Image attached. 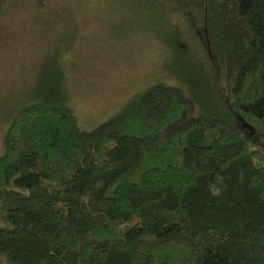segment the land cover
Wrapping results in <instances>:
<instances>
[{
	"label": "trees",
	"instance_id": "trees-1",
	"mask_svg": "<svg viewBox=\"0 0 264 264\" xmlns=\"http://www.w3.org/2000/svg\"><path fill=\"white\" fill-rule=\"evenodd\" d=\"M138 3L167 72L90 127L62 61L13 106L0 264H264V0Z\"/></svg>",
	"mask_w": 264,
	"mask_h": 264
},
{
	"label": "rangeland",
	"instance_id": "rangeland-1",
	"mask_svg": "<svg viewBox=\"0 0 264 264\" xmlns=\"http://www.w3.org/2000/svg\"><path fill=\"white\" fill-rule=\"evenodd\" d=\"M139 7L138 0H0V152L13 106L52 80L57 61L89 127L167 72L173 58L139 33L151 21ZM113 23L128 34L111 33Z\"/></svg>",
	"mask_w": 264,
	"mask_h": 264
},
{
	"label": "clouds",
	"instance_id": "clouds-1",
	"mask_svg": "<svg viewBox=\"0 0 264 264\" xmlns=\"http://www.w3.org/2000/svg\"><path fill=\"white\" fill-rule=\"evenodd\" d=\"M208 192L211 197H219L223 194L224 190V177L217 175L214 180L208 184Z\"/></svg>",
	"mask_w": 264,
	"mask_h": 264
}]
</instances>
